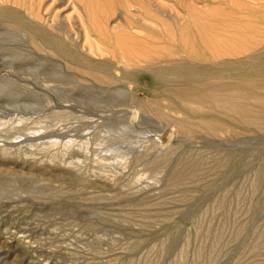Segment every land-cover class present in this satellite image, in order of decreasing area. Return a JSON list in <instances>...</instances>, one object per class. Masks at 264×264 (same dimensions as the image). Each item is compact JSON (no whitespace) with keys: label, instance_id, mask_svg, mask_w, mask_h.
I'll list each match as a JSON object with an SVG mask.
<instances>
[{"label":"rangeland","instance_id":"374dc122","mask_svg":"<svg viewBox=\"0 0 264 264\" xmlns=\"http://www.w3.org/2000/svg\"><path fill=\"white\" fill-rule=\"evenodd\" d=\"M55 1L0 0V264H264V0Z\"/></svg>","mask_w":264,"mask_h":264},{"label":"bare ground","instance_id":"6f19581e","mask_svg":"<svg viewBox=\"0 0 264 264\" xmlns=\"http://www.w3.org/2000/svg\"><path fill=\"white\" fill-rule=\"evenodd\" d=\"M56 1L55 0H52V3L51 4H49V5H47L46 6V8H47V10L50 12H53V10L55 9V7H56ZM54 5V6H53ZM33 6H37V5H33ZM74 6H75V4H74ZM130 8V10H133V7L132 6H130L129 7ZM33 10H35V8H33L32 7V11ZM137 10H138V8H137ZM35 12H37V14L38 15H41V13H42V8L41 7H39L38 9H36L35 10ZM43 13H44V10H43ZM27 14V13H26ZM34 14V13H33ZM47 14V13H46ZM36 15V14H35ZM80 16V15H79ZM81 17V21H82V25H83V27H84V31H85V36H86V39L89 41V49L93 52L94 51V48H97L99 51H102L103 52V49H102V47H101V45H100V43L98 42V41H95V42H93V41H90V36H92V34H91V31H90V29H89V27L87 26V24L85 23V21H84V19H83V17L82 16H80ZM40 27V26H39ZM41 31H43L45 34H46V32H45V29L44 28H42L41 27ZM48 33H52V34H54V32L53 31H50V32H48ZM51 36V35H50ZM53 37V36H52ZM51 41L52 42H54V43H56V44H59L60 45V47H62L63 48V44L61 43V42H57V41H55L54 39L52 40L51 39ZM47 42V41H46ZM49 43V42H48ZM113 48V47H112ZM65 49V48H64ZM247 50V49H246ZM245 50V51H246ZM264 59V58H263ZM254 61V60H253ZM129 62V61H128ZM256 62V61H255ZM132 63V62H131ZM257 63V62H256ZM251 64H252V62H251ZM257 64H264V62H261V63H257ZM170 67V66H169ZM168 67V68H169ZM171 67H173V66H171ZM252 67V66H251ZM250 67V68H251ZM260 68L261 67H263L262 65H260L259 66ZM174 68V67H173ZM177 68V67H176ZM178 68H179V66H178ZM177 68V69H178ZM181 68V67H180ZM167 69V68H166ZM171 69V68H170ZM169 69V70H170ZM168 70V69H167ZM168 70V71H169ZM186 70V69H185ZM262 70V69H261ZM138 71V70H137ZM166 71V70H165ZM164 71V72H165ZM258 71H260L259 69H255V70H253L251 73L253 74V72L254 73H257ZM170 72H172L173 73V71H171L170 70ZM175 72V71H174ZM187 72V71H186ZM135 73V72H134ZM169 73V72H168ZM184 74L183 73V71L182 70H176V72L174 73V74ZM131 74V73H130ZM135 74H137V73H135ZM163 74V73H162ZM166 74V73H165ZM164 74V75H165ZM171 74V73H170ZM129 75V74H128ZM138 75V74H137ZM163 75V76H164ZM185 75H186V73H185ZM126 76V75H125ZM125 76H123V78L124 79H126V77ZM130 76V75H129ZM172 76V75H171ZM128 77V76H127ZM131 77H133L132 75H131ZM164 77H166V76H164ZM173 77V76H172ZM163 78V77H162ZM262 78V77H261ZM128 79H130V77H128ZM165 79H167V78H165ZM172 78H170V80H171ZM174 79H175V77H174ZM173 79V80H174ZM258 79H260V78H258ZM131 80H134V78L133 79H131ZM138 80V79H137ZM140 80V79H139ZM138 80V81H139ZM172 80V81H173ZM135 81V80H134ZM137 81V82H138ZM171 81V82H172ZM175 81H176V79H175ZM165 82V81H164ZM170 81L168 82V83H171ZM177 82V81H176ZM233 82H235V81H233ZM253 82V81H252ZM173 83H175V82H173ZM179 83H180V81H179ZM255 83V82H254ZM257 83V82H256ZM259 83V82H258ZM162 84V83H161ZM165 84V83H164ZM163 84V85H164ZM177 84V83H176ZM260 84V83H259ZM167 85V84H166ZM216 85V84H215ZM168 86V85H167ZM170 86H172V85H170ZM178 86H180V85H178ZM210 86H212V85H210ZM157 87V86H156ZM162 87V86H161ZM166 87V86H165ZM172 87H175V85L174 86H172ZM187 87V86H186ZM213 87H215V86H213ZM160 88V87H159ZM177 88V87H176ZM196 88V87H195ZM212 88V87H211ZM210 87L209 88H204V90L203 91H205L206 93L203 95V98H205V96L207 97L208 95L210 96V97H212V98H214L215 100H217V101H220L222 98H224V97H226L225 95H226V93L227 92H220L219 94H213V92L210 90L211 89ZM184 89H185V87H184ZM160 90V89H159ZM187 90V89H186ZM213 90V89H212ZM256 90V89H255ZM229 91V90H228ZM199 92V91H198ZM248 92V91H247ZM169 93H170V95L171 96H176V97H178V98H180V97H182V94L181 93H178L177 91H176V89L175 88H172L171 90H169ZM258 93V92H257ZM232 95V94H231ZM169 97V96H168ZM173 100H175V99H173ZM176 101V100H175ZM177 102V101H176ZM175 102V103H176ZM178 104H180V103H178ZM177 104V105H178ZM180 106V105H179ZM236 111H238V112H240V111H243V110H245V108H242V106H239V105H237V104H234V106H232ZM159 110V109H158ZM184 112H186V111H184ZM254 112V111H253ZM187 114V113H186ZM188 114H189V112H188ZM187 114V115H188ZM225 114V113H224ZM231 114V113H230ZM232 115V114H231ZM240 115V114H239ZM189 116H192L191 115V113H190V115ZM230 116V115H229ZM193 117V116H192ZM208 117V116H207ZM231 117V116H230ZM235 117V116H234ZM251 117V116H250ZM203 118V117H202ZM228 118V117H227ZM233 118V117H232ZM237 119V118H236ZM186 123V122H185ZM192 124V123H191ZM196 124V123H195ZM238 124V123H237ZM175 126V125H174ZM246 126V125H245ZM263 128H264V126H263ZM172 129H174V128H172ZM175 131V130H174Z\"/></svg>","mask_w":264,"mask_h":264}]
</instances>
